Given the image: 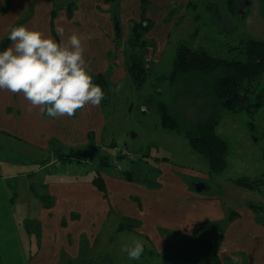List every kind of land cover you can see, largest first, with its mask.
Wrapping results in <instances>:
<instances>
[{
    "label": "rangeland",
    "instance_id": "374dc122",
    "mask_svg": "<svg viewBox=\"0 0 264 264\" xmlns=\"http://www.w3.org/2000/svg\"><path fill=\"white\" fill-rule=\"evenodd\" d=\"M70 1L72 0H55L53 9L67 5ZM73 1L79 5L76 16L78 15L82 25L80 31L73 33L83 38L86 48L84 58L89 68L93 67L97 60L90 59L88 63L89 45L96 50L103 48L104 40L100 38V34L104 27L106 28L105 16L108 18V13L113 21V29L116 16L120 21L122 33L117 41L119 49L122 50L125 49L131 34V21L142 17L141 0H117L115 3H109L110 6L100 11L101 14H96L92 7L105 5L104 0ZM235 1L238 5L232 10L229 0H148L145 15L152 20L153 25L145 32L144 37L152 41L154 47L148 61L146 81L142 85L136 83L127 72L124 78L121 77L123 62L118 60L122 57L118 49L115 50L113 61L116 60L115 68L119 67L116 74L119 79L113 78L114 81L103 89L105 95L102 104L106 129L101 151L110 157L108 170L121 173V169H130L135 171L137 178H143L147 171V168H144L146 163L143 153L148 150L151 156H167L178 164L201 167L203 163L207 166L204 158L191 149L184 136L161 125L158 102L162 100L170 103V110L187 126L191 121L198 122L212 113L215 101L212 92L213 81L215 76L221 75L225 70L212 74L183 75L173 84L169 75L180 45L201 48L218 57L243 59L240 49L249 38L264 39L261 0ZM29 11L22 15L21 20L28 17ZM65 16V11L60 10L56 23V28L64 29V35L60 36L64 41L70 36L65 32ZM46 18L50 28V16ZM165 75L167 78L163 77ZM254 84L256 92L264 87V74L254 81ZM190 116L191 118H188ZM249 119L254 120L256 124L254 133L259 136L258 142L252 139L246 127V121ZM217 132L230 143L228 168L208 181L222 194L227 215L222 224L227 228L231 215L238 213L240 206L251 203L262 206L257 208V214L264 223V191L234 181L239 177L264 174V106L253 117L248 112H224ZM11 136L5 128L0 127V264H30L38 244L35 240L34 220L28 218L22 222L24 215L30 217L36 211V203L29 199V194L38 196L37 193L44 192L45 186L41 182L52 175L51 171L57 179H70L91 174L94 168L77 159L64 158L72 149L79 147L76 144L72 148L68 146L60 150L58 157L61 158L48 169L34 171L47 161L46 159L36 162V159L43 157V152L33 146L24 145L25 143L20 144L17 138ZM111 140L115 141L116 146L108 144L107 141ZM124 150L133 153V159L124 156L120 161L117 159L119 164L113 165L116 164L114 157ZM91 160L87 159V162ZM22 171L30 173L31 180H28L27 175L20 176ZM152 175L151 173L150 176ZM48 197L50 198L43 196ZM123 215L114 210L102 222L91 252L95 264L207 263L204 245L193 236L182 235H171L172 238L162 253L155 252L150 243H144L143 256L141 255L139 260H130L127 253L122 252V248L133 245L137 239L145 241L134 229H120L119 223L124 220Z\"/></svg>",
    "mask_w": 264,
    "mask_h": 264
},
{
    "label": "crops",
    "instance_id": "0c3cea01",
    "mask_svg": "<svg viewBox=\"0 0 264 264\" xmlns=\"http://www.w3.org/2000/svg\"><path fill=\"white\" fill-rule=\"evenodd\" d=\"M10 1L9 7L5 8L6 0H0V41L28 10L30 14L23 25L29 29L40 30L57 42L62 40L60 35L57 34L58 39L55 34L60 10L65 11L67 16L64 17L67 34L71 35L81 30V21L78 15L76 16L79 5L73 0L70 2H75L77 6L71 18L67 14V5L70 2L56 8L58 15L54 21V28L52 11L55 0ZM141 1L143 7V0ZM115 2L104 0L105 5L98 7L94 5L92 8L96 14H101L100 11L110 6L109 3ZM107 15L106 28L104 27L100 34V38L104 40L103 48L96 50L89 45L87 61L89 63L90 59L94 61L97 59L93 67H90V74L109 72L113 64L112 74L109 72L112 80L119 79L116 76L119 67L115 68L116 60L113 61L115 50L119 47L115 38L116 28L112 27L110 13ZM46 16H50V28L47 26ZM135 20L140 19L132 21ZM12 43L8 47H11ZM118 52L122 56L118 60L120 63L123 62L121 70L123 74L120 76L124 78L128 73L125 49H119ZM27 108L28 101L24 99L22 93L13 94L7 90H0V127L5 128L12 138H17L20 144L22 142L42 151L43 157L36 159V162L47 159L46 163L39 165L34 171L40 172L54 165L56 160L61 158L58 157L60 150L65 147L72 148L76 144L79 145L76 148L86 146L91 140L90 133H93L98 151L102 150L103 133L106 129L102 101L99 106L86 105L83 109L77 110L72 117L50 118L46 113L41 115L39 108H34L31 112L27 111ZM107 142L111 146H116L115 141ZM188 144L190 146L189 142ZM148 151L143 153L146 163L144 168H147L146 176L143 178H137L135 171L130 169H121V173L108 170L109 164L102 166L99 162V152L96 153L97 158H92L89 162L79 160L94 168L91 174L57 179L51 171L52 175L41 182L46 188L44 192L37 193L38 196L29 194V199L36 203L35 213L30 217L24 215L22 218V222L30 218L36 223L34 234L38 248L32 255L30 264H95L92 261L94 259L91 256L92 249L95 247L102 222L114 210L124 214V220L120 221L119 226L125 223L127 217L139 220L141 223L134 230L144 237V243H150L158 253L167 248L171 235L175 237L199 235L202 225L221 222L227 216L222 194L208 182L214 179L215 174L210 172L208 163L202 155L207 166L202 163L201 167H193L178 164L167 156H151ZM122 157L115 156L114 159L118 158L120 161ZM117 164L119 162L113 165ZM124 171L131 172V177H127ZM97 173L106 183L105 191L98 188L93 181ZM19 175L22 177L27 175L28 180H31V174H27L26 171L20 172ZM197 182H204L205 188L202 191L196 190ZM44 195L50 198H43ZM219 254L222 264H264V223L250 205L240 206L238 214L225 228Z\"/></svg>",
    "mask_w": 264,
    "mask_h": 264
},
{
    "label": "trees",
    "instance_id": "16d2710c",
    "mask_svg": "<svg viewBox=\"0 0 264 264\" xmlns=\"http://www.w3.org/2000/svg\"><path fill=\"white\" fill-rule=\"evenodd\" d=\"M106 1L115 2L116 0ZM10 2V0H6L4 7L8 8ZM147 3L148 0H143L142 18L132 21L131 35L125 47L127 71L135 82L141 85L146 81L149 70L147 57L149 52L153 51L152 48L154 47V43L144 37L145 32L153 25L152 20L145 15ZM229 4L232 10H235L238 5L235 0H229ZM76 6L75 2H70L67 5L69 18L73 17ZM261 14L264 16V0H261ZM57 15L58 10L55 8L52 11V28H54V21ZM26 20V18L24 20L20 19L13 27L23 25ZM55 34L58 38L57 33ZM11 42L8 33L0 41V52L4 51ZM240 51L243 54V59H229L214 56L204 49L189 47L185 44L178 47L172 65L173 68L169 75L170 77L168 76L172 84L183 75L212 74L219 70H225L224 73L214 78L212 86V92L215 97L214 107L212 113L205 119L198 122L191 121L187 126L177 114L170 110V103L162 100L158 102L161 114V125L167 130L184 136L190 143L192 149L206 159L210 172L214 174H221L229 165L228 155L230 152V143L217 132V126L223 113L226 111L234 113L248 112L253 117L264 106V87L256 92L254 84V81L258 80L264 74V39L249 38L245 45L241 47ZM113 66L112 64L111 70H109L111 74ZM109 72L91 74L93 76V83L100 86L102 91L109 83H112ZM163 77L167 78V75ZM188 118H191V116ZM246 127L252 139L258 142L259 136L254 133V129L256 128L254 120H247ZM90 137L91 140L86 147L72 149L70 153L64 155V158L77 160L96 159V153L99 152V148L93 133H90ZM101 153L100 151L98 157L99 162L102 166H105L110 163V157L107 154ZM118 157H122V155ZM124 174L129 178L131 177V172L129 171H124ZM93 181L102 191L106 190V183L99 173L96 174ZM234 181L237 184L251 188H259L264 191V174L256 177H239L234 179ZM250 206L256 213L259 208H262V206L253 203ZM237 214L235 212V214L231 215L230 221ZM125 220V223L121 224L120 229H136L141 223L132 217H127ZM222 222L223 220L221 222L206 223L201 227V234L193 236L205 247L207 253L206 264H222L219 254L222 234L225 231V225Z\"/></svg>",
    "mask_w": 264,
    "mask_h": 264
},
{
    "label": "clouds",
    "instance_id": "9594fccd",
    "mask_svg": "<svg viewBox=\"0 0 264 264\" xmlns=\"http://www.w3.org/2000/svg\"><path fill=\"white\" fill-rule=\"evenodd\" d=\"M57 34L63 36L64 29L58 27ZM9 39L12 46L0 52V90L22 93L27 111L39 108L41 115L50 118L72 117L86 105H100L105 94L93 83L78 34L57 42L40 30L20 25L10 30ZM122 252L130 260H139L144 242L137 239Z\"/></svg>",
    "mask_w": 264,
    "mask_h": 264
},
{
    "label": "water",
    "instance_id": "95a60500",
    "mask_svg": "<svg viewBox=\"0 0 264 264\" xmlns=\"http://www.w3.org/2000/svg\"><path fill=\"white\" fill-rule=\"evenodd\" d=\"M115 28H116V38L119 39L121 37L122 28H121V24L117 16L115 17ZM151 53L152 52H149L147 61H149ZM195 187H196V190L202 191L205 188V184L204 182H197L195 183Z\"/></svg>",
    "mask_w": 264,
    "mask_h": 264
},
{
    "label": "built area",
    "instance_id": "2783aa9c",
    "mask_svg": "<svg viewBox=\"0 0 264 264\" xmlns=\"http://www.w3.org/2000/svg\"><path fill=\"white\" fill-rule=\"evenodd\" d=\"M120 155H122V156H128V157H130V158H132L133 159V153H129V152H127V151H120ZM118 159V158H117ZM117 159L115 160V162H117Z\"/></svg>",
    "mask_w": 264,
    "mask_h": 264
}]
</instances>
